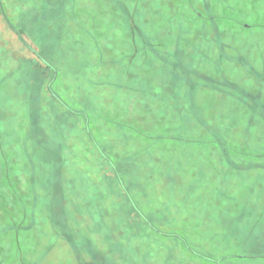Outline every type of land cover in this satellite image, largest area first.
<instances>
[{"label": "rangeland", "instance_id": "obj_1", "mask_svg": "<svg viewBox=\"0 0 264 264\" xmlns=\"http://www.w3.org/2000/svg\"><path fill=\"white\" fill-rule=\"evenodd\" d=\"M0 264H264V0H0Z\"/></svg>", "mask_w": 264, "mask_h": 264}, {"label": "water", "instance_id": "obj_2", "mask_svg": "<svg viewBox=\"0 0 264 264\" xmlns=\"http://www.w3.org/2000/svg\"><path fill=\"white\" fill-rule=\"evenodd\" d=\"M6 19L8 20L7 16L5 15Z\"/></svg>", "mask_w": 264, "mask_h": 264}]
</instances>
